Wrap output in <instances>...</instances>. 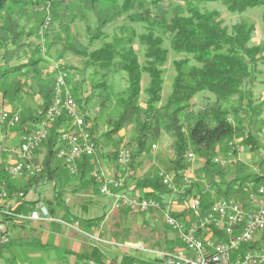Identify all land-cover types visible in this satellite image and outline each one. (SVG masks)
I'll return each instance as SVG.
<instances>
[{
  "label": "trees",
  "instance_id": "trees-1",
  "mask_svg": "<svg viewBox=\"0 0 264 264\" xmlns=\"http://www.w3.org/2000/svg\"><path fill=\"white\" fill-rule=\"evenodd\" d=\"M41 1L0 0V105H7L11 110L20 113V121L16 127L19 132L33 129L54 97L53 80L45 83L40 80L46 62L44 56L39 53L40 45L25 42L24 38L31 33L25 34L21 26L27 11L34 9L41 15L40 21H35L32 29L38 32L42 15L45 13V5ZM49 1L51 20L52 15H57L58 11H61L60 15L63 16L69 10L73 19H82L83 13L93 15L96 26L89 33V44L102 36L103 29L113 20L126 12L130 13L132 22L144 26V32L137 35L144 53L143 63H140L137 51L132 47V32L129 35L130 40L125 43L116 40L104 43L91 51L79 43L76 47L84 64L91 67L95 74H100L102 79V82L93 87L98 90L97 95H89L84 102L71 91L82 110L85 124L91 123L88 128L95 142V152L99 153L102 146L96 136L98 122L106 126L105 132L102 133L106 139L114 138L122 130L131 129L130 139L125 143L131 152L125 188L134 185L141 197L153 198L161 204L173 193L163 184L162 178L158 177V170L140 177L135 173L142 166L144 156L150 151L151 145L155 144L159 133L163 132L172 138L170 177L173 187L177 190L176 198L181 203L189 201L192 197L199 198L201 215L217 198H233L246 206L248 195L261 181L259 173L264 171V157L259 156L257 162L251 165L238 161L221 165L212 160L218 154L221 144L225 145L223 153L229 152L230 149L233 154L236 153L237 149L229 146L230 141L234 139H238L237 144L245 145L254 154L264 147L260 141V130L264 127V94L256 96L257 84H264V79L260 78L263 74L260 66H264V47L250 44L254 28L246 21L228 27L218 11L202 10L198 5L214 1L231 13H241L249 8L264 6V0H169L175 3L171 9L163 4L166 0ZM166 37L169 39L171 50L183 54L184 58L173 61L174 79L169 95L162 102V68L168 57V50L163 47ZM118 72L125 74L126 86L122 90L113 91L108 79ZM143 72L147 74L149 82L142 89ZM33 87L41 99V104L36 106L26 103L29 97L32 99L33 94L30 91ZM142 92L146 97L143 106L139 102ZM200 93H208L211 96L205 95L200 101V108L195 110L193 99ZM258 99L260 101H257ZM90 100L93 101V111L88 108ZM66 127L68 125L64 118L57 120L46 141L37 150V153L42 155L40 174L22 183H9V188L22 190L26 195L27 199L22 207L25 212L30 211L33 206L34 201L28 197L30 192L45 182H54V200H46L48 211L52 217L68 219L69 210L61 188V172L66 169L61 161L56 159L55 154L58 132ZM190 150L202 164L197 171V179L184 184L183 176L190 169V161L187 158ZM116 154L117 150L108 154V162L114 164ZM90 170L89 158L84 157L78 165L77 173L72 177L79 183L78 190L84 189L90 183L91 189L98 193V186L90 176ZM180 190L182 193L178 192ZM20 210L21 208L17 209V212ZM120 210L127 214L132 213L128 209ZM140 214L143 220L148 216L161 218L156 210ZM172 215L187 225L196 219L190 208L172 212ZM186 217L191 220H185ZM27 223L29 222L14 225L13 230L25 228ZM94 223L86 221L91 227ZM165 226L166 232H172L166 224ZM37 230L36 234L30 233L27 237L13 235L8 243L0 245V259L5 264L17 263V258L11 251L9 257H4L3 254L12 245L37 246L44 252L47 247L39 240L40 229ZM212 233L216 241L226 240L225 234L219 229H213ZM176 245L181 246L177 235L170 239L168 234L163 233L157 245L149 249L160 252L173 251ZM248 249H264V231L254 242L241 246L234 255L242 254ZM62 253V257L57 258L59 264L67 262V258L73 255L75 262L84 260L92 261L93 264H116L115 258L101 252L97 246H92L87 253L74 254L68 250H62ZM24 259L32 264L34 258ZM36 259L40 264H44L43 257ZM134 262L155 264L156 259L149 258L145 261L136 256L124 255L119 264Z\"/></svg>",
  "mask_w": 264,
  "mask_h": 264
},
{
  "label": "built area",
  "instance_id": "built-area-1",
  "mask_svg": "<svg viewBox=\"0 0 264 264\" xmlns=\"http://www.w3.org/2000/svg\"><path fill=\"white\" fill-rule=\"evenodd\" d=\"M50 21V13L46 12L40 22L38 35L43 34ZM68 76L65 69L57 72L53 79L52 102L29 131H17L20 113L7 105H0V245L9 242L14 225L57 221L48 211L45 198L37 193V188L30 192L32 196L29 199L34 201L32 209L25 212L22 207L27 199L26 195L22 190L9 188V183H22L41 173V159L37 158V150L46 141L53 124L64 118L68 127L58 132L55 154L66 171L73 176L82 159L89 158L90 176L98 186V193L108 199L110 211H159L161 220L178 236L181 246L173 251L155 252V264H264V249H248L242 254L234 255L241 246L254 242L264 231V171L259 173L261 181L248 195L246 206L233 198H217L201 215L199 198H190L185 203V208H190L196 219L187 225L172 215L171 205L176 203L177 190L173 187L172 178L163 170H159L158 177L173 192L163 204L153 198L130 194L129 188H125L131 157L125 144L117 149L110 172H105L97 158L89 124H85L82 110L67 87ZM262 102L264 104V97ZM262 116L264 118V110ZM229 146L237 151L243 150V147L233 141H230ZM151 148L155 149L156 145L152 144ZM187 158L192 161L193 155L188 153ZM212 161L224 164L217 156ZM194 180L191 170L183 176L184 184ZM178 192L182 193V190ZM19 208L21 210L17 212ZM213 229H219L225 234L226 240L216 241Z\"/></svg>",
  "mask_w": 264,
  "mask_h": 264
},
{
  "label": "rangeland",
  "instance_id": "rangeland-1",
  "mask_svg": "<svg viewBox=\"0 0 264 264\" xmlns=\"http://www.w3.org/2000/svg\"><path fill=\"white\" fill-rule=\"evenodd\" d=\"M41 1V0H35ZM44 6V11L50 13L49 5L50 1H41ZM47 4V5H46ZM164 5H167L171 9L172 5L175 3L166 0ZM202 10L218 11L220 18L223 19L224 24L228 27L233 24L239 23L240 21H246L248 24L252 25L254 30L250 44H258L264 47V6H256L249 8L241 13H231L224 8L218 2L210 1L206 3H199ZM25 18L21 21V26L24 29L25 34L31 33L24 38L25 42H33L40 45L39 53L46 59L43 65V71L41 75V83L53 80L57 72L61 69L68 71L67 87L72 91V93L80 96L84 102L89 95H97L98 90H96L94 85L102 82L101 75L95 74L91 67L86 66L82 60L80 54L77 51V43L87 47L88 51L97 49L100 45L104 43H112V41H118L125 43L126 40H130L129 36L131 32L133 33L131 38V44L135 51H137L140 63H143L144 56L141 46L138 43L137 35L144 32V26L140 23L132 22L129 18V12L121 15L117 19L113 20L111 24L103 29V35L97 37L92 44H89V33L95 29V18L90 13H83L82 19L72 18L69 15V10L65 12V15H60L61 11H58L57 15H52V20L48 28L43 31L42 35H38V32H34L33 25L37 21H40L41 15L37 13L34 9L28 10ZM133 13V12H132ZM44 16V15H42ZM36 21V22H35ZM32 30V31H31ZM39 30V29H38ZM163 47L168 50V57L163 66L164 78L163 88H162V102L170 93V87L173 82V76L175 75V64L173 61L180 60L184 58L183 54L177 53L169 47V39L166 37L163 43ZM263 69V74L261 79H264V66H260ZM142 85L143 89L149 82L148 76L145 72L142 73ZM109 84L113 91L122 90L126 86L125 74L123 72H118L113 74L109 79ZM264 88V84H257V89ZM36 88L31 89L32 99L26 100V103L41 104V99L36 93ZM260 92H256V96ZM211 96L208 93H200L193 99L194 109H199L200 101L204 96ZM146 97L142 92L140 95L139 102L143 106ZM257 101H260L259 99ZM93 101L88 102V108L92 109ZM91 124V123H89ZM96 136L102 142L101 149L99 153L97 152V158L101 166H103L105 172H108L113 164L108 162V154H112L119 148L122 144L128 143L130 139L131 129H125L120 131L112 139H106L102 135L106 130V126L102 122H98L96 127ZM264 128V127H263ZM260 130V141L264 144V130ZM172 138L165 135L163 132L159 133L158 139L155 141L156 148L150 149V151L144 156L143 164L135 172L136 176L140 177L154 170H163L169 176H171V164L170 161L173 158L172 150H170V143ZM234 142H238V139H234ZM126 145V144H125ZM241 146V145H240ZM243 147L242 151H236L232 153L230 149L229 152H224L225 145L221 144L219 152L216 155L218 159L224 164H229L230 162L238 161L243 164L247 163L249 165L255 164L259 156L264 157V147H261L257 154L252 153L248 147ZM189 153L193 154L190 150ZM37 158L41 159L42 155L37 153ZM190 169L195 179H197V171L201 166V160L193 155V160L189 162ZM223 164V165H224ZM108 170V171H107ZM188 170V171H189ZM186 174V173H185ZM62 184L61 188L63 190L64 201L67 207L68 218H72L71 223L75 228H71L67 225V228L63 225V229L67 231V239L73 238L78 239L82 242V248L80 253H87L90 251L93 245L97 246L101 252H104L109 257L119 259V256L131 255L136 256L138 259H145L147 257V249L153 248L157 245L159 238L163 233L168 234L169 238H174L170 231H165V224L160 220V222L153 221L151 216L143 217L138 212L125 213L123 211H110V203L108 199L104 196L96 193L94 189H91V184L88 183L84 189H77L79 185L76 178L68 174L63 170L61 172ZM53 184L54 182H45L37 187V193L40 197L45 198V200H54L53 194ZM76 189V190H75ZM137 194H139L137 192ZM29 194V198H31ZM70 201H69V199ZM69 201V202H68ZM175 205L185 207V203H181L179 199H175ZM186 209V208H184ZM151 220L149 222L148 220ZM189 220H191L189 218ZM86 221H93L95 224L87 225ZM147 222V223H146ZM45 225H50L49 223ZM79 228V229H78ZM82 229L87 232L91 237L85 234L81 235L78 231ZM65 230L59 231V237L61 235L65 236ZM261 235L257 236L258 238ZM85 237V238H84ZM105 239V240H104ZM69 240V239H68ZM104 240V241H102ZM153 244V246H152ZM58 247H62L63 242H58ZM17 248H20V250ZM13 250V251H12ZM12 251L16 258V264H30L31 262L25 261V257L34 258L32 264H40L39 260L36 258L43 257L45 261L48 259L45 251L41 250L39 247H28V246H11L3 254L4 257H9V252ZM56 257H62L63 253L58 251L55 252ZM66 260V259H65ZM68 260V258H67ZM30 261V260H29ZM44 261V264H50V262ZM73 258L69 256V264L73 263ZM80 263V262H79ZM78 263V264H79ZM0 264H5L3 260L0 259Z\"/></svg>",
  "mask_w": 264,
  "mask_h": 264
},
{
  "label": "crops",
  "instance_id": "crops-1",
  "mask_svg": "<svg viewBox=\"0 0 264 264\" xmlns=\"http://www.w3.org/2000/svg\"><path fill=\"white\" fill-rule=\"evenodd\" d=\"M257 92H260V94H259L260 96L263 95L264 94V88H259ZM263 130H264V128H263ZM109 172H110V170H109ZM128 190H129L130 194H137V192H138L137 190L134 189V185H131ZM137 195H139V194H137ZM167 199L168 198H166V200ZM69 201H70V199H69ZM171 207H172V212H174V213L175 212H181L185 208V207H181V206L175 205V204L171 205ZM54 218L57 221H54V222H50V221H46V222H32V223L29 222V223H27L25 228H20V229L14 231L13 235L20 234L22 236H26L27 237L30 233L31 234H33V233L36 234L37 231H38L37 229L39 228L40 229L39 240L41 241V243L43 245H46V247H47L45 253L47 254L48 259L46 261L47 262L49 261L50 264H59V262L57 261L56 254H55L56 251L62 253V250H68V251H71L74 254L80 253V249L82 248V242L80 240H78V239H73V238H68L69 239L68 240L67 239V231L65 229H63V227H62L64 225L67 228V225H68L71 228H75L73 226V224H75L76 221H75V223L73 222V224H72L71 223L72 218H70V217L67 220H64L62 218L60 219L59 217H54ZM152 219H153V221H156V222H158V221L160 222V220H161V218L160 219L152 218ZM185 220L190 221L187 217L185 218ZM148 221L151 222V220H148ZM162 222L164 223V221H162ZM47 223H49L50 225H45ZM61 230H65V236L61 235V237H59V233L58 232L61 231ZM78 233L81 234V235L85 234L88 237L92 236L91 233L89 235L87 232H85L82 229H80L78 231ZM104 240H102V241H104ZM58 242H63L64 245H62V247H58V245H57ZM93 246H95V245H93ZM177 246L178 245L174 246L173 250H175L177 248ZM18 249L20 250V248H17V250ZM146 252H148L147 253V257L145 259H141V260H145L146 261L149 258L150 259L155 258V252H158V251L147 249ZM72 258H73V261H74L73 263L74 264H78L79 262H80L79 264H93L92 261L90 262V261H84V260L83 261L82 260H78V261L75 262L74 255H73ZM112 258H113V256H112ZM121 258H122L121 256H119V259L115 258L116 264L120 263ZM66 261L67 262H65L63 264H69V257H68V260H66Z\"/></svg>",
  "mask_w": 264,
  "mask_h": 264
}]
</instances>
